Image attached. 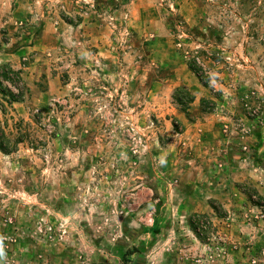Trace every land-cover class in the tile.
I'll return each mask as SVG.
<instances>
[{
    "label": "rangeland",
    "instance_id": "374dc122",
    "mask_svg": "<svg viewBox=\"0 0 264 264\" xmlns=\"http://www.w3.org/2000/svg\"><path fill=\"white\" fill-rule=\"evenodd\" d=\"M2 64L0 264H264V0H0Z\"/></svg>",
    "mask_w": 264,
    "mask_h": 264
},
{
    "label": "trees",
    "instance_id": "16d2710c",
    "mask_svg": "<svg viewBox=\"0 0 264 264\" xmlns=\"http://www.w3.org/2000/svg\"><path fill=\"white\" fill-rule=\"evenodd\" d=\"M189 67L197 76L199 81L207 86L208 83L203 79L200 69L195 67L193 64H190ZM26 88L23 84V79L21 76L20 70L13 69L8 64L0 65V109L3 113L6 112L5 104L12 106L13 103L21 102L24 98ZM187 99L181 103L182 98L179 99L176 97V100L180 105L185 106L186 103L191 102L193 97L190 95L186 96ZM18 139L15 140V143H19ZM9 144L10 140L6 137L4 130H0V150L6 154L10 153V150L7 149L5 144Z\"/></svg>",
    "mask_w": 264,
    "mask_h": 264
},
{
    "label": "crops",
    "instance_id": "0c3cea01",
    "mask_svg": "<svg viewBox=\"0 0 264 264\" xmlns=\"http://www.w3.org/2000/svg\"><path fill=\"white\" fill-rule=\"evenodd\" d=\"M6 3H7V1H6Z\"/></svg>",
    "mask_w": 264,
    "mask_h": 264
}]
</instances>
